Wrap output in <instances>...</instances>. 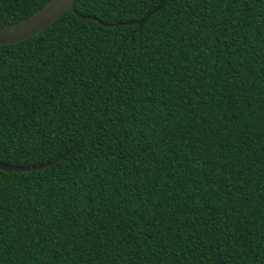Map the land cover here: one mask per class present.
Here are the masks:
<instances>
[{
    "label": "trees",
    "instance_id": "obj_1",
    "mask_svg": "<svg viewBox=\"0 0 264 264\" xmlns=\"http://www.w3.org/2000/svg\"><path fill=\"white\" fill-rule=\"evenodd\" d=\"M51 0H0V27ZM73 0L0 45V264H264V0ZM83 17V18H81Z\"/></svg>",
    "mask_w": 264,
    "mask_h": 264
},
{
    "label": "water",
    "instance_id": "obj_2",
    "mask_svg": "<svg viewBox=\"0 0 264 264\" xmlns=\"http://www.w3.org/2000/svg\"><path fill=\"white\" fill-rule=\"evenodd\" d=\"M169 0H159L156 6L147 12L141 19L133 22L118 23L114 25H106L101 21L89 18L97 21L100 25L110 27L120 26H137V31H140L145 25L146 21L157 14L167 4ZM65 12H72L77 14L73 7V0H51L45 6H43L36 13L30 17L10 26L0 27V45L15 44L24 40H27L36 34L44 31L48 26L57 20ZM83 18V17H81ZM91 131L85 135L76 145H74L69 151L63 155L53 159L50 162L36 166H12L4 163H0V171L3 172H32L39 171L44 168L50 167L55 163H58L75 152L83 142L89 137ZM217 264H224L218 262Z\"/></svg>",
    "mask_w": 264,
    "mask_h": 264
}]
</instances>
